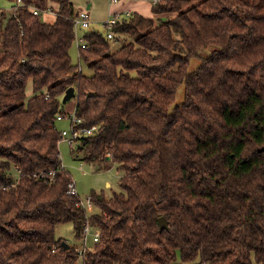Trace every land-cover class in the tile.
<instances>
[{
  "label": "trees",
  "instance_id": "1",
  "mask_svg": "<svg viewBox=\"0 0 264 264\" xmlns=\"http://www.w3.org/2000/svg\"><path fill=\"white\" fill-rule=\"evenodd\" d=\"M6 1L16 10L0 8V264H78L55 230L72 224L79 238L86 220L100 235L80 264H264V0H158L159 23L133 13L113 52L105 34L84 35L88 76L70 57V0ZM48 5L52 24L30 11ZM68 88L82 126H99L83 160L123 174L122 192L91 193L99 214L88 218L59 168ZM51 171L52 183L33 177Z\"/></svg>",
  "mask_w": 264,
  "mask_h": 264
},
{
  "label": "rangeland",
  "instance_id": "2",
  "mask_svg": "<svg viewBox=\"0 0 264 264\" xmlns=\"http://www.w3.org/2000/svg\"><path fill=\"white\" fill-rule=\"evenodd\" d=\"M73 4L74 9L79 12L81 10H87L90 15L91 26L89 29H82L79 26L75 28L76 39H82L86 33L91 31L101 32L106 35L108 29L104 26L105 22L109 19L111 14L115 13V7L117 5H111L108 0H70ZM153 0H123V4H130L131 2H138L137 7L140 13L145 17L157 20L156 16L151 13L149 9L150 4ZM14 3L6 0H0V8L8 13L12 14L14 12L11 10ZM54 11L56 7H53ZM141 14V15H142ZM166 16V15H165ZM168 16V15H167ZM56 19V14L54 12L41 13L40 20L44 23L52 24ZM122 37V36H121ZM120 37V38H121ZM119 40V39H118ZM128 41V38L122 37L117 42L111 43V52L119 48L124 42ZM70 57L73 65H79L81 72L84 75H90L92 72L84 64L79 63V49L76 41L70 49ZM196 60H193L191 63V68L196 64ZM27 97L32 95V86L31 83H28L26 88ZM64 95L60 97L61 106L63 111L66 113H71L75 108V100L71 98L70 100L64 102ZM184 98V88L181 86L177 91L176 103L183 102ZM70 122L67 118L62 121L57 122V128L59 131L69 130ZM61 163L64 167V170L68 172L71 176L72 182L75 184L76 191L79 199L82 202H85L87 198L90 197L92 192L97 194H103L106 199H109L113 196L114 193L122 192L119 181L123 175L121 171L118 170V165L106 161V162H85L83 160V154L71 153V146L64 140H62L58 147ZM86 217L94 216L99 214V209L93 205L92 208H88L85 211ZM56 239H62L65 243L74 249V247H80L81 242L79 238L76 237L75 229L72 224H62L59 225L55 230ZM93 242L92 237H89L86 243V248H92ZM256 264V263H254Z\"/></svg>",
  "mask_w": 264,
  "mask_h": 264
},
{
  "label": "built area",
  "instance_id": "3",
  "mask_svg": "<svg viewBox=\"0 0 264 264\" xmlns=\"http://www.w3.org/2000/svg\"><path fill=\"white\" fill-rule=\"evenodd\" d=\"M110 2L111 5H117V4H122L123 0H108ZM158 0H155L152 4H155ZM16 5L20 6L21 2L20 0L16 1ZM11 10L15 11L16 7H12ZM30 11L33 13L34 16H40L41 13H49V12H53V7L51 5H48L44 11L39 12L36 9L30 8ZM133 13L130 10H123L121 12H115L113 14H111V16L109 17V19L105 22L104 26L107 27L108 32L106 33V38L109 41H114L117 42V40L121 39V35L117 34L114 31V28L119 25L120 23H122L124 20H127L131 17ZM76 26H79L82 29H89L91 26V21H90V15L88 13L87 10H83V11H79L77 12L75 18H74V28H76ZM121 37V38H120ZM118 40V41H119ZM75 41L78 45V49L79 50H87L88 47L86 45V42L84 41V39H76V35H75ZM78 72H80V68L77 70ZM67 118L70 122V127L69 130H62L60 132V137L62 140L66 141L70 146H71V152L78 154V149L79 146L82 143V139L85 137H89L94 135L98 129L99 126L94 125V126H90V127H84L82 126V120L77 118L74 114V112H71L70 114H68V116L63 117V116H57V121H62L63 119ZM61 170H64L63 165L61 164L59 167ZM15 171V175L13 176V180L15 181L12 186H15L18 183L19 180V172L17 170L16 167H14L13 169ZM55 176V172L51 171V172H39L38 174H34L33 177L38 179V180H43V181H48L50 183L53 182V178ZM8 189V187H0V190H6ZM67 195L72 196V197H78L77 191H76V187L75 184L73 182H70L67 186ZM81 208H83L85 211L88 208H92L93 207V203L91 201V199L87 198V200L85 202H82L80 200L79 204H78ZM91 217V216H90ZM80 232V236H79V240L81 242L80 247H74V252L77 254L78 257V264H80V261L82 260L84 254L86 253V251L89 249L86 248V243L89 237H92V242H93V246L99 241V235H100V231L98 229L97 226L92 225L90 223V221L86 220V222L81 225V228L79 230ZM54 252V250L52 251Z\"/></svg>",
  "mask_w": 264,
  "mask_h": 264
},
{
  "label": "water",
  "instance_id": "4",
  "mask_svg": "<svg viewBox=\"0 0 264 264\" xmlns=\"http://www.w3.org/2000/svg\"><path fill=\"white\" fill-rule=\"evenodd\" d=\"M73 96H74V89L68 88L64 94L63 101L66 102V101L70 100L71 98H73ZM258 151L264 152V147L260 148ZM158 225H159L160 231L167 229V221L165 220V218H159L158 219ZM80 227H81V222H78L77 226H76V230L79 231ZM63 245H64V248L66 250H68L69 246L65 242H63Z\"/></svg>",
  "mask_w": 264,
  "mask_h": 264
},
{
  "label": "crops",
  "instance_id": "5",
  "mask_svg": "<svg viewBox=\"0 0 264 264\" xmlns=\"http://www.w3.org/2000/svg\"><path fill=\"white\" fill-rule=\"evenodd\" d=\"M155 0H153L152 1V3L154 2ZM124 3V2H123ZM121 4V5H119V6H116L115 7V12H121V11H123V10H130L132 13H138V14H142V13H140V11L138 10V8L139 7H137V4H138V2H131L130 4L128 3V4ZM150 4V6H149V9L151 10V7H152V5L153 4ZM81 11H83V10H81ZM77 12V11H76ZM142 16H144L143 14H142ZM145 17V16H144Z\"/></svg>",
  "mask_w": 264,
  "mask_h": 264
}]
</instances>
